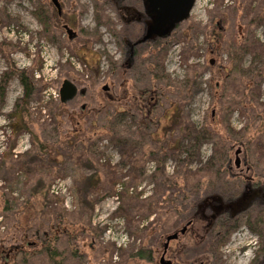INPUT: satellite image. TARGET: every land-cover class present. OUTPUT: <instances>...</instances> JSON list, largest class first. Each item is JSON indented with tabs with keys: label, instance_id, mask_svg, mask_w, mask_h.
Masks as SVG:
<instances>
[{
	"label": "rangeland",
	"instance_id": "374dc122",
	"mask_svg": "<svg viewBox=\"0 0 264 264\" xmlns=\"http://www.w3.org/2000/svg\"><path fill=\"white\" fill-rule=\"evenodd\" d=\"M41 1L51 10L56 6L52 0ZM97 1L101 7L99 11L113 22L112 29L99 26V37L95 39V0H59L62 21L53 19L58 30L51 33L54 39L51 40L35 16L37 0H0V211L4 206L2 195H12L10 205L15 207V198L27 200L35 191L37 195L49 194L52 200L43 213L45 209L61 208L67 220H80L95 229L98 238L95 249L102 245L101 251L96 250L97 258L92 255L95 259L88 262L82 254L79 258L71 257L67 264L103 263L106 256L102 251L106 244L115 250L111 264H124L129 250L150 243L151 233L159 235L163 229L180 221L181 209L189 204L187 200L190 207L193 206L191 202L209 194L233 196L236 200L245 199L239 208L241 213L256 197V203H262L256 193L248 191L247 194L248 188L238 178H229L228 168L231 165L236 172V151L241 148L242 164L245 160L253 164L251 172L246 173L264 178V134L249 148L245 143H231L226 139L218 127L222 118L220 106L215 104L208 82L212 79L210 66L217 67L225 61L210 51L207 40L213 29L216 3L223 1L221 11H227V33L239 27L235 15L242 9L238 6L240 10L232 13L231 8L248 4V0H212L206 11L195 4L189 19L170 37L162 38L164 41L160 45L137 46V56L131 48L144 31L139 34L137 26L126 24L114 0ZM252 5L256 11H264V0H252ZM65 24L75 31L74 38L69 37ZM254 34L264 44V20L254 26ZM148 60L153 62L152 69L158 67L159 73H156L162 84L149 77L152 71L147 67ZM250 60L251 56L247 55L246 63ZM49 63L51 65L45 67ZM20 69L31 70L34 85L25 110L20 102L24 94ZM164 76L167 78L162 79ZM187 77L198 81L189 93L166 86L170 81L177 84ZM65 79L78 87V94L64 103L60 99V88ZM260 82V98L264 101V76ZM104 85L109 87L107 91ZM158 86L160 93L152 95L147 106L152 111L143 115L142 107L138 106L141 96L136 91L146 87L157 91ZM172 108L181 112L185 125L208 126L214 120L217 123L216 138L204 143L200 159L190 165L179 162L174 155H165L182 135L180 126L164 133ZM118 111H132L136 117L120 119L116 129L124 133L117 138L118 134L111 132L114 141H110L106 134H110V124ZM246 122L247 115L238 110L230 116V124L237 131ZM41 143L44 146L41 147ZM221 147L226 148L228 159L219 166L214 159ZM212 156H215L213 160ZM122 159L133 160L130 163L135 167L127 164L117 170L116 165ZM109 162L113 166L112 174L106 166ZM203 168L209 173L196 175V171ZM120 173L126 175L117 181L118 190L129 189L133 195L141 192L138 201L133 203L135 206L127 208L130 219L120 211L122 205L127 207L126 201L124 204L119 194L106 190L105 181ZM173 178L185 179L181 185L183 190L174 185ZM174 193L178 194L175 199L179 204L171 207L166 201L176 196ZM146 199L158 201V208L148 209ZM167 209L180 210L170 212ZM246 218L244 215L230 228L218 247L225 264H248L257 251L261 239L250 230ZM156 220L160 222L158 229L151 226ZM4 221L0 213V231L6 235L10 223ZM3 256L13 259V252L5 249ZM40 261L43 260L38 258L36 264Z\"/></svg>",
	"mask_w": 264,
	"mask_h": 264
},
{
	"label": "trees",
	"instance_id": "16d2710c",
	"mask_svg": "<svg viewBox=\"0 0 264 264\" xmlns=\"http://www.w3.org/2000/svg\"><path fill=\"white\" fill-rule=\"evenodd\" d=\"M94 3V20L96 22L94 37L96 39V37H99L97 28L101 25H106L108 28L112 29L111 25L113 22L110 21L102 11H99L101 10L99 2L95 0ZM222 3L223 1H217L216 3V11L213 18L214 20L212 21L213 29L207 36V40L208 43H210V51L216 52L221 59L225 58V61H221L222 63L217 67L213 66L215 64L210 66V71L212 72L211 78L216 81L213 83V80L210 79L208 82L212 88L211 96L213 100H215V104L220 106V112L222 113V118L219 119L220 125L218 127H221L220 130L231 143L239 141L245 143L246 147L249 148L253 141L258 140L259 136L261 135L260 137H262V134H264V101L260 98V92H262L260 79L264 76V44L261 43L254 34V26L264 20V11H256V8L254 9L252 5V0H248V4H238L237 7L231 8V12L233 13L236 10L239 11L240 9H238V6L240 8L242 7L240 13L237 14L238 17L235 15L239 20V27H234V29H231L232 31L225 33L226 29H228V24L226 23L227 11H221ZM55 7L51 10L44 1L37 0L36 9L34 11L38 21L44 27L45 34H48L51 40H54L51 33L58 30V26L54 24L53 19L59 22L62 21V14L60 15L57 7ZM252 11H256V13L252 14ZM163 41V39H158L154 44L160 45ZM247 55L251 56L249 63L245 61ZM152 64L153 62L147 61V67L152 71V73H149V77L151 76L155 80H158L159 75L156 73H159L158 67L156 66L152 69ZM30 71V69L18 70L24 87L23 100L20 101L23 104L24 110L34 90ZM163 78L166 79L167 77L164 76L162 79ZM158 81L161 83L160 80ZM170 85L174 86L176 91L183 90L189 93L192 87L198 85V81L197 79L187 77L177 82V84H173V82L170 81L166 84L168 89L171 87ZM136 92L141 96V99L138 101V106L143 108L140 109L142 114L145 115L146 113H150L152 110L147 106L153 98L152 95L160 93L159 86L157 91H152L146 87ZM141 103H143V105ZM173 106L175 107V104ZM235 110L247 115V122L238 131L230 124V116ZM125 117H127L126 119L131 117L135 118L136 114L132 113V111L125 113L118 111L115 114L113 118L114 122L110 124V134H106L110 141H114V137L111 136V132L113 131L114 134H118L117 138L122 137V133L124 132L116 129V124H119L120 119H124ZM18 121L21 122L20 119H18ZM168 121L169 123L164 127V133L166 130L170 129L174 131L180 126L182 135L179 140L175 141V145L168 148L165 155H174L175 158L179 159V162H185L186 165L198 161L200 159V150L204 143L211 142L216 138L215 130L217 129V123L215 120L211 123L212 125L208 126L202 125L201 127H195L189 124L185 125V122L182 121L181 112L177 109H173L172 114L168 117ZM124 141L127 142L126 140ZM42 144L43 143H41V147L44 146ZM219 150L220 152L217 153L218 157L214 159V161L216 162L215 164L221 166L228 159V152L226 148L222 147ZM213 158H215V156H212L211 160H213ZM130 162H133V160L127 162V160L125 161V159H122V161L117 163L116 169L122 170L127 164H129L128 166L130 167H135V165L132 166L131 164L133 163ZM106 166L108 169L110 168L109 171L112 174L114 171L112 170L113 166L110 165V162L107 163ZM216 172L220 173L218 169ZM201 173H209V170L203 168L202 170L199 169L196 171V175ZM125 175L126 173H120L114 179H110L107 182L105 181V185L108 192L112 191L113 193L119 194L124 204L126 201L127 207L122 205L120 211L128 216L127 219H130L129 209L127 208H133L135 206L133 203L138 201L141 192L137 193V195H133L129 192V189L118 190V188H116L117 181L125 177ZM184 181L185 179L183 178H173L174 185L176 187L179 185L180 187L178 189L181 190L184 188L181 186ZM129 183L131 184L132 182L130 181ZM33 193L34 194L27 200H20V197L17 199L15 198V207L10 205V200L13 198L12 195L8 193L7 195H2L4 206L0 213L5 219L4 222H9L10 226L7 229L6 235L2 234L0 231V264H36L38 258L43 260L39 262L40 264H67L71 257L75 256L79 258L82 254H84L86 258L85 261L90 262V259L94 258V256H96L95 254L102 250V245L95 249L96 240H98L96 230L91 226L88 227L86 223L82 224L80 220H78V222H75L76 219L73 221L70 219L67 220L62 214L61 208L45 209L43 213L45 206L49 207V205H51L49 202H52V200L49 194L37 195L35 191ZM174 195L176 196H171V198L169 197L166 201L169 202V204L171 203V207H175L179 204L176 203L175 199L178 197V194L174 193ZM144 202H146L145 206H149L148 209H151V211L154 208H158L156 207L158 201L146 199ZM42 214L43 217H41ZM90 224L91 222H89V225ZM247 225L253 232H256L260 236H264V212L260 213L257 219L248 218ZM84 232H86L87 235H84ZM136 235L140 236V233H136ZM85 238L87 240H84ZM104 247L105 251L103 250L102 252L105 254L104 256H106V258L103 257L104 260L101 264H111L115 250L110 244H106ZM5 249H9L13 252V259L11 258L8 260L3 256ZM96 250H98V252ZM137 253V248H132L126 255L135 256ZM97 256L95 258H97Z\"/></svg>",
	"mask_w": 264,
	"mask_h": 264
},
{
	"label": "flooded vegetation",
	"instance_id": "af4514ba",
	"mask_svg": "<svg viewBox=\"0 0 264 264\" xmlns=\"http://www.w3.org/2000/svg\"><path fill=\"white\" fill-rule=\"evenodd\" d=\"M114 4L121 9L120 12L123 14L121 16L123 19L125 18L126 24L133 28L137 26L139 34H142L147 15L142 11L141 19L134 18V14L127 9L130 7L143 10L142 0H114ZM157 40L134 44L131 52L135 54L137 46H147ZM135 55L137 56V54ZM240 154L241 152H239ZM235 169L236 172H233L234 169L231 165L229 166V178H238L242 185L248 188L247 193L248 191L251 194L256 193L262 203L258 205L256 197L243 213L241 210L234 216V213L238 211L233 209H239L234 203L239 199L236 200L233 196L221 197L225 204L222 208L219 207L221 205L219 200L210 198L212 194L191 202L193 206L190 207V201L187 200L186 204H189L186 208L181 209L182 218L180 221L168 229H163L159 235L151 233L150 243L148 241L138 246V253L133 258L125 256L124 261L126 260V262L124 264H225L218 247L228 235L230 228L244 215L247 217L246 219H257L260 213L264 212V178L257 177V175L249 176L246 173L253 169V164L249 160H245L243 164L241 160L239 163L235 161ZM226 193L224 192L225 195ZM252 209L256 210L253 211ZM167 210L178 212L180 209ZM252 212H255L254 216H251ZM159 224L160 222L156 220L152 221L151 226L158 229ZM253 233L260 237L261 241L248 264H264V236H260L256 232Z\"/></svg>",
	"mask_w": 264,
	"mask_h": 264
},
{
	"label": "water",
	"instance_id": "95a60500",
	"mask_svg": "<svg viewBox=\"0 0 264 264\" xmlns=\"http://www.w3.org/2000/svg\"><path fill=\"white\" fill-rule=\"evenodd\" d=\"M52 2L56 5L60 13L61 5L59 0H52ZM194 6L195 0H142L143 10L128 7L127 9L134 14V18L141 19L142 11L147 15L144 20V34L135 44L170 37L181 23L189 19ZM65 29L69 37L74 38L76 35L75 31L67 24L65 25ZM103 89L107 91L109 87L104 85ZM77 94L78 87L71 80L65 79L60 88L61 101L64 103L68 102ZM239 152H241V148L236 151L237 163L240 162ZM210 198L212 200H219L221 203L220 208L225 205L222 198L216 194H213ZM243 202H245V199H239L234 205L241 208ZM233 210L241 211L242 209Z\"/></svg>",
	"mask_w": 264,
	"mask_h": 264
},
{
	"label": "built area",
	"instance_id": "2783aa9c",
	"mask_svg": "<svg viewBox=\"0 0 264 264\" xmlns=\"http://www.w3.org/2000/svg\"><path fill=\"white\" fill-rule=\"evenodd\" d=\"M211 1L212 0H196V4L199 5L201 8H203L204 11H206V7L208 5H211L212 4ZM50 65H51V63L45 64V67L46 66H50ZM117 243H119V245L121 244L119 241Z\"/></svg>",
	"mask_w": 264,
	"mask_h": 264
}]
</instances>
